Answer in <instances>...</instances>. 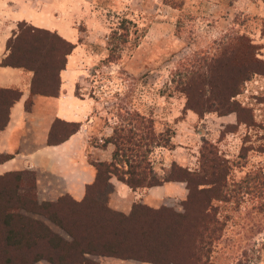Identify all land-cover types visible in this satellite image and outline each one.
<instances>
[{
    "label": "rangeland",
    "instance_id": "1",
    "mask_svg": "<svg viewBox=\"0 0 264 264\" xmlns=\"http://www.w3.org/2000/svg\"><path fill=\"white\" fill-rule=\"evenodd\" d=\"M25 1L29 7L40 9L47 21L57 28H72L77 33V45L84 56L78 62L77 92L95 99L96 115L105 117L111 125L114 121L119 125L127 123L124 121L127 111L137 110L153 117L155 131L164 135L160 144L167 145L148 146L144 124L143 131L133 132L137 141L142 137L143 150L150 147L145 164L153 167L159 177L164 176V169L170 168L173 162L199 168L201 147L206 145L204 139H207L213 145L217 162L230 168L231 188L247 173L252 174L248 183L253 176H257V184L264 182V0ZM115 30L129 34L119 54L111 51L116 41ZM225 46L232 57L227 56L230 62L222 64L221 69L215 67L214 79L218 84L223 85L231 77L234 72L231 64L240 71H245L246 67V71H258L248 75L242 87L244 91L237 98L244 101L254 115L253 118L248 115V125L238 130L222 127L224 124L215 118L220 115L218 111H205L213 100L204 73ZM192 70L199 72V83L205 84L207 89L202 98L198 93L194 95L195 105L201 111V119L197 121L188 120L190 111L198 114V110L186 108L188 96L183 90V82ZM129 128L126 124V129ZM20 191L33 196L34 190L20 188ZM100 197L107 202L108 193ZM198 200L199 197L190 204L192 209L188 208L196 215ZM262 201L263 197L255 188L246 193L241 203L213 201V212H217L221 222V235L211 245L208 264H264ZM72 207L76 205L67 199L59 208L60 214L67 215ZM185 210L183 203L176 211ZM22 211L38 216L32 211ZM77 212L79 219L74 228L81 230L88 225L89 217L84 216L87 209H77ZM47 222L66 240H72L62 227ZM94 224L101 223L97 219ZM186 225V221L182 223L183 227ZM121 259L89 254L82 264H155ZM33 264L58 263L40 259Z\"/></svg>",
    "mask_w": 264,
    "mask_h": 264
},
{
    "label": "trees",
    "instance_id": "2",
    "mask_svg": "<svg viewBox=\"0 0 264 264\" xmlns=\"http://www.w3.org/2000/svg\"><path fill=\"white\" fill-rule=\"evenodd\" d=\"M128 35L127 32L114 31L116 41H113L114 45L111 47L113 54H119ZM7 46L10 52L3 58L2 64L33 70L35 89L51 94L57 92L60 71L65 67L67 55L74 48L71 42L56 31L22 21L9 38ZM227 56L230 54L225 46L207 65L204 74L214 103L209 102L205 111H218L220 115L237 111L239 123L245 122L248 125V115L252 111L236 97L244 91L242 87L249 79L248 75L258 71H246L247 67L245 71H240V68L230 63L234 71L230 81L220 85L214 79L215 67L221 69L222 64L230 62ZM186 77L183 82V90L188 96L186 108L196 110L194 95L198 93L202 98L207 89L205 84L201 86L199 83L198 71L192 70ZM201 77L206 78L203 75ZM197 110L201 116L199 108ZM127 114L124 121L128 122L121 125L117 122L113 133L106 138V142L113 143L115 147L112 160L95 163L96 181L88 186L82 201L63 196L58 201L39 202L34 195L26 196L21 193L23 183L19 173L11 172L0 176V260L3 264H33L40 259L58 264H82L89 254L133 258L155 264H208L211 245L221 235V222L217 212H213V201L241 203L246 193L255 188L263 197L260 207L264 210V182L257 184V176H253L248 183V177L252 174L247 173L242 181L234 183V188H231L228 182L230 168L217 162L213 145L207 139H204L206 145L201 147L199 168L192 169L173 162L170 168L164 169V176L159 177L153 167H147L145 158L152 145H167L160 144L164 135L155 131L153 117H147L137 110L127 111ZM251 116L253 118L254 115ZM3 117L4 114L0 116V125ZM126 124L130 126L129 129H126ZM143 124L146 128L147 145L150 146L147 150H143L141 136L138 141L134 139L133 130L143 131ZM112 176L135 190L165 181H186L189 188L188 197L184 201L186 210L181 213L172 207L153 208L142 203H135L129 214L114 210L100 197L102 193L109 194L113 189L109 181ZM198 197L199 209L196 215L188 208ZM67 199L76 207L68 210L67 215L60 214L59 208ZM82 208L87 209L84 216L89 218L86 228L79 225L82 227L79 230L74 227L79 219L77 209L81 211ZM22 209L44 215L62 227L72 240H66L45 221L23 213ZM142 217L143 221L140 222ZM97 219L101 223L98 226L94 224ZM185 221L187 225L183 227L182 223ZM175 225L180 228L174 229Z\"/></svg>",
    "mask_w": 264,
    "mask_h": 264
},
{
    "label": "crops",
    "instance_id": "3",
    "mask_svg": "<svg viewBox=\"0 0 264 264\" xmlns=\"http://www.w3.org/2000/svg\"><path fill=\"white\" fill-rule=\"evenodd\" d=\"M22 21L56 31L74 45L60 71L56 93L35 89L33 70L1 63L10 52L9 38ZM77 42L74 29L57 28L25 0H0V116L4 114L0 125V176L19 173L21 188H32L39 202L58 201L63 196L82 201L88 186L96 181L95 163L112 160L114 144L106 138L113 133L116 122L111 125L105 117L96 115L95 99L77 92L78 62L84 59ZM215 118L224 124L222 127L238 130L247 126L239 123L237 111ZM191 119L197 121L201 116L191 110ZM109 181L113 187L108 194L109 207L126 214L135 203L178 210L189 194L186 181H165L136 190L116 176ZM36 214L52 227L47 217Z\"/></svg>",
    "mask_w": 264,
    "mask_h": 264
},
{
    "label": "built area",
    "instance_id": "4",
    "mask_svg": "<svg viewBox=\"0 0 264 264\" xmlns=\"http://www.w3.org/2000/svg\"><path fill=\"white\" fill-rule=\"evenodd\" d=\"M245 92H248V89L245 90ZM241 94L237 95L236 98H238ZM243 104H246L244 101H241Z\"/></svg>",
    "mask_w": 264,
    "mask_h": 264
}]
</instances>
